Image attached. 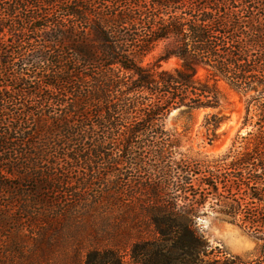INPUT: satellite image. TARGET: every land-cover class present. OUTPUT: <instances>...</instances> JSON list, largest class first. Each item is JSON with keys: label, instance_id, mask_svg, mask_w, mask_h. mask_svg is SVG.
Instances as JSON below:
<instances>
[{"label": "trees", "instance_id": "16d2710c", "mask_svg": "<svg viewBox=\"0 0 264 264\" xmlns=\"http://www.w3.org/2000/svg\"><path fill=\"white\" fill-rule=\"evenodd\" d=\"M222 84L248 96L252 130L180 154L167 116L219 110ZM0 150V264H55L64 238V264L86 238L99 264H264V0H0ZM208 212L256 254L213 249Z\"/></svg>", "mask_w": 264, "mask_h": 264}, {"label": "rangeland", "instance_id": "374dc122", "mask_svg": "<svg viewBox=\"0 0 264 264\" xmlns=\"http://www.w3.org/2000/svg\"><path fill=\"white\" fill-rule=\"evenodd\" d=\"M167 43H162L146 59L145 65L153 62L159 57ZM178 66V61L172 59L163 64V69L174 70ZM204 69H199V77L203 78ZM7 81H10L7 79ZM4 82V80H2ZM248 96L239 93L226 84L221 87V108L219 110L198 109L187 112L184 108L173 110L165 120L167 130L174 133L179 138L178 152L180 154L200 158L205 155H219L230 150L234 145H239L240 138L245 136L251 127H244V117L246 113V101ZM215 115L219 123L212 136V130L206 126L207 121ZM210 139L212 141L210 142ZM11 147L16 148V143H10ZM4 151L0 150V159L4 158ZM1 202L7 201L6 197H0ZM21 224L25 233V238L32 239L31 235L35 231L29 223L27 214L23 216ZM197 227L203 233L210 245L215 250L223 251L229 255L251 257L254 256L261 245L259 237L249 233L239 227L229 224L222 220L217 214L208 212L200 215L197 219ZM37 234L39 232L37 231ZM78 239V238H77ZM77 239L69 241L67 238L61 242V250L56 254L55 264H64L72 261L73 251L77 248ZM89 242H86L88 241ZM78 249L84 250L81 264H99L100 259L96 253H92L97 246L91 243L90 238L83 240ZM63 243H67L62 246ZM70 245V246H68ZM68 253L64 255L63 251ZM90 251L89 257L87 256ZM121 264H133V260L126 254L120 255Z\"/></svg>", "mask_w": 264, "mask_h": 264}]
</instances>
